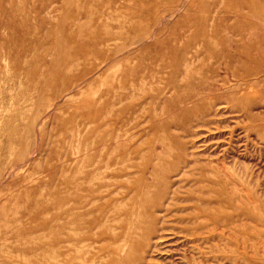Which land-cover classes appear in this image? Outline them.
Returning a JSON list of instances; mask_svg holds the SVG:
<instances>
[{"label":"rangeland","instance_id":"obj_1","mask_svg":"<svg viewBox=\"0 0 264 264\" xmlns=\"http://www.w3.org/2000/svg\"><path fill=\"white\" fill-rule=\"evenodd\" d=\"M251 1L0 0V264H264Z\"/></svg>","mask_w":264,"mask_h":264},{"label":"bare ground","instance_id":"obj_2","mask_svg":"<svg viewBox=\"0 0 264 264\" xmlns=\"http://www.w3.org/2000/svg\"><path fill=\"white\" fill-rule=\"evenodd\" d=\"M248 2H249V4H252L251 6H256V2H254V1H251V0H247ZM247 4V3H246ZM178 13V12H177ZM239 27V26H238ZM249 35V34H248ZM68 36L70 37L68 40L69 41H74L73 39L75 38V40L78 42V40L76 39L78 36H76L75 34H68ZM74 37V38H73ZM81 38V37H80ZM98 38V37H97ZM76 41H75V44H76ZM80 41V40H79ZM237 42V41H236ZM240 42V41H239ZM79 43V42H78ZM89 43V42H88ZM87 42H83V41H80V44L78 45V47H77V49H76V51H77V53H83V52H85V51H87L88 49H90V48H93V44L92 45H90V44H88ZM74 44V43H73ZM72 44V45H73ZM74 46V45H73ZM76 46H77V44H76ZM74 48H76V47H74ZM73 48V49H74ZM72 51V50H71ZM74 53H75V51H74ZM76 53V54H77ZM181 61V60H180ZM179 64V63H178ZM180 66V65H179ZM250 90V89H249ZM253 90V89H252ZM248 93V92H247ZM242 94V93H241ZM226 96V95H225ZM207 126V125H206ZM223 169V168H222ZM224 171V170H223ZM230 177V176H229ZM235 185V184H234ZM133 212V211H132ZM44 253V252H43ZM46 256V255H45ZM38 264H44V263H38Z\"/></svg>","mask_w":264,"mask_h":264}]
</instances>
